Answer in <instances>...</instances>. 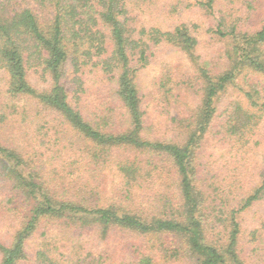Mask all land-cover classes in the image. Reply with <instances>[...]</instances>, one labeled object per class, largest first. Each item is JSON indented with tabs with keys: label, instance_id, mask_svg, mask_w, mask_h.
Returning a JSON list of instances; mask_svg holds the SVG:
<instances>
[{
	"label": "trees",
	"instance_id": "trees-1",
	"mask_svg": "<svg viewBox=\"0 0 264 264\" xmlns=\"http://www.w3.org/2000/svg\"><path fill=\"white\" fill-rule=\"evenodd\" d=\"M153 3L0 0V204L12 216L0 264H20L55 230L125 236L118 259L86 247L74 264H264L241 220L264 200V17L251 23L256 0H196L222 43L204 57L188 24L139 23ZM162 7L171 17L186 4ZM158 45L189 70L158 84V106L178 114L151 120L136 79ZM50 251L41 241L39 263L56 264Z\"/></svg>",
	"mask_w": 264,
	"mask_h": 264
},
{
	"label": "rangeland",
	"instance_id": "rangeland-1",
	"mask_svg": "<svg viewBox=\"0 0 264 264\" xmlns=\"http://www.w3.org/2000/svg\"><path fill=\"white\" fill-rule=\"evenodd\" d=\"M155 3L148 7L140 8L137 11L139 23H146L149 25H158L161 28L168 29L177 23L184 22L188 24L194 33L198 36L199 45L198 52L204 57H214L218 54L221 47V42L217 38H211L208 29L215 25L214 16L205 14L200 8L196 6V0H184L186 8L182 9L177 15L168 17L164 13L162 7L165 0H154ZM160 3V4H159ZM143 9V10H142ZM139 12V13H138ZM264 17V0H256L255 10L253 13V20L251 23L259 24L261 18ZM189 70V62L187 58L176 49L166 46L158 45L153 49V54L150 57V62L146 67L138 72L137 83L141 89L143 97L145 99V109L147 115L152 119H161L159 113H163L168 117L178 114V108L174 105L165 107L163 111L158 106V100L162 97L161 90L158 84L161 80L167 78H180L185 75ZM30 80L36 86L43 87L44 81L41 74L30 72ZM5 75L0 70V86L3 83ZM24 102H21L23 104ZM168 112V113H167ZM209 157L214 166L219 165L223 160V152L221 149H211ZM213 165V164H212ZM111 178L104 189L105 195L111 194L112 183ZM4 205L0 204V238L8 239L7 235L11 230L12 216L10 213L5 212ZM243 225V244L248 251L255 250L256 258L264 260V229L262 223L264 221V200L255 204L250 209L246 210L242 214ZM252 234L255 236L252 238ZM124 235L118 232L112 233L110 237L104 241H95L92 236H88L87 232L82 234L76 231V234H72L68 231H51L49 234L43 237H35L31 239L27 244V258L21 261L20 264H43L39 263L35 257V253L39 248L41 241L47 244L50 248V255L56 260V264H74L77 253H82L87 247L89 251L95 252L96 257L102 256V261L107 258H116L120 256L121 246L124 241ZM79 242V243H78ZM80 249L78 251L77 249ZM253 248V249H252ZM82 251V252H81ZM98 256V257H99ZM130 259V257L128 258ZM185 259L165 260L157 255L155 264H187Z\"/></svg>",
	"mask_w": 264,
	"mask_h": 264
}]
</instances>
